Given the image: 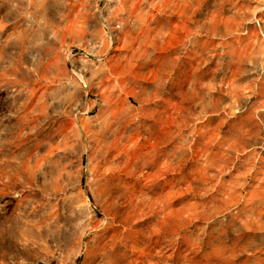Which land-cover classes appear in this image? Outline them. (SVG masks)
<instances>
[{
  "label": "rangeland",
  "instance_id": "obj_1",
  "mask_svg": "<svg viewBox=\"0 0 264 264\" xmlns=\"http://www.w3.org/2000/svg\"><path fill=\"white\" fill-rule=\"evenodd\" d=\"M0 264H264V0H0Z\"/></svg>",
  "mask_w": 264,
  "mask_h": 264
}]
</instances>
